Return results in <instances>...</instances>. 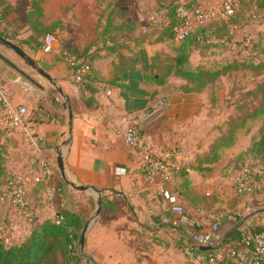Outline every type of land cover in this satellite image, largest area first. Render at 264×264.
Returning a JSON list of instances; mask_svg holds the SVG:
<instances>
[{
	"label": "crops",
	"instance_id": "obj_1",
	"mask_svg": "<svg viewBox=\"0 0 264 264\" xmlns=\"http://www.w3.org/2000/svg\"><path fill=\"white\" fill-rule=\"evenodd\" d=\"M0 2L5 17L4 33L0 35L12 42L10 39L15 37L16 28L21 25L26 28L28 36L27 15L32 9L31 1ZM21 3H24L22 8ZM130 3L125 10L120 9L119 5L116 8L129 16L133 11L135 17L131 16L133 19H130L124 16L117 20L118 23L124 21L134 27L137 25V29L147 15L157 16L156 21L159 22V18L160 24L165 21L153 12L157 7L148 0H132ZM41 7V21L45 24L60 22L61 31H53L59 37L54 51L41 55L37 50L32 59L56 82L70 102L72 129L64 158L65 169L75 183L96 189L101 199L107 197L116 207L114 212H102V215L94 218L85 237V248L93 261L97 264H119L124 259L134 261L137 254L143 253L141 248H137L139 237L154 231L158 236L165 235L163 229H157L156 224L158 220L161 224V217L167 214L166 201L156 194L161 182L155 180L149 186L135 183L132 173L140 165V155L124 143L123 134L128 128L139 131L146 144L158 154L177 147V163L188 170L185 173L189 185L188 189L182 187L181 174L177 169L171 189L188 218L198 228L207 226L212 215H224L218 231L219 244H224L229 233L242 227L264 231V194L248 198L235 195L232 188L234 175L224 169L229 163L225 155L217 163L208 165L207 171L190 168V162L207 147L201 148L197 140L208 137L209 133L206 131L198 136L190 126H198L200 101L210 100H206L205 93L192 95L168 89L171 82L177 87L181 85L182 82L174 78L158 83L172 65L173 54L167 43L140 46L132 43L129 49H119L111 54L103 49L93 50L89 57L91 72L87 77L88 89L82 92L81 86L74 83L72 67L67 63V59L74 57L62 50L81 49L94 40L102 11L95 0H44ZM2 58L0 87L13 104L26 107L27 125L40 142L37 150L26 139L23 129L6 131L9 140L6 168L29 178L27 197L31 207L28 215L22 212L24 216L16 217L17 210L11 206L0 208V211L6 209L3 216L14 227L11 243H17L27 234L28 223L32 220L52 218L63 207L78 213V203L85 204V198L91 195L66 186L57 173L56 153L67 133L66 105L64 123L50 118L43 107L38 108L41 100L48 97L49 87L40 77L35 80L31 74L24 73L20 65L16 67L9 56L8 59ZM55 102L64 103L57 98ZM58 112L63 114L61 110ZM0 129L4 130L1 123ZM42 158L52 162L54 174L46 183H35L38 160ZM56 186H62V193L46 198L45 188ZM167 228L182 238L183 248L187 242L184 234L178 233V228ZM145 254L150 260L149 253ZM154 261L158 264H197L189 260L183 262L180 255L174 252L156 255Z\"/></svg>",
	"mask_w": 264,
	"mask_h": 264
},
{
	"label": "trees",
	"instance_id": "obj_2",
	"mask_svg": "<svg viewBox=\"0 0 264 264\" xmlns=\"http://www.w3.org/2000/svg\"><path fill=\"white\" fill-rule=\"evenodd\" d=\"M31 11L28 13V31L30 34L25 39V45L30 49L37 50L42 44L43 38L52 33L60 22L45 24L40 20L42 17V7L44 0H30ZM150 4L155 5L157 9L154 13L162 16L164 22L159 25H149V30L140 31L136 34L137 25H128L126 22H117L119 18H123V13L116 8V5L111 4L109 11L101 13L97 22V37L82 49L70 48L67 54L75 59H84L91 56L93 50L103 49L107 54L116 52L119 49H129L130 44L140 46L143 44L153 45L161 43H172L171 52L172 65L167 72L160 78L158 83H164L169 78L180 80L182 83L176 90L184 94L199 95L206 93L221 77L227 75L231 71H243L248 69L256 76H259L264 71V61L254 63L244 61H234L225 64L217 70H208L199 65L195 68L190 66V58L197 47L203 46L207 39L219 34L228 37L226 42L231 41V27L236 25V17L241 9V1L239 0L240 9L229 18L227 22L211 20L191 30L188 37L174 42L172 29L180 21L176 18L175 10L179 6L181 0H148ZM0 2V12L3 7ZM193 2H189L186 7L190 8ZM257 9L264 13V0H256ZM2 7V8H1ZM3 13V12H2ZM122 16V17H121ZM155 26V27H154ZM1 37H5L0 35ZM6 38V37H5ZM262 38V37H261ZM252 41V47L259 48V52L264 54V38L263 44L260 45V40ZM22 41V42H23ZM229 46V45H228ZM88 78H85L84 84L80 85L82 92L88 89ZM56 91L49 89L48 97L40 102L38 108H44L50 115V118L58 119L62 123L65 122V104L55 102L54 94ZM83 94V93H82ZM246 98L251 99L248 108L244 109L243 105H237V109L241 111L238 116L229 117L226 121V128L222 135L217 136L215 140L197 154L190 168L195 171H207L208 165L217 163L222 157V151L234 145L236 141L237 130L245 128L248 120L260 119L261 123L257 128L255 135L251 137V143L247 147L245 153L257 154L260 160L256 163H247L240 166L241 170L244 167H259L264 165V79L257 82L253 89L244 93ZM58 99V98H57ZM44 101V102H43ZM45 101H49L45 104ZM60 101V100H59ZM61 110L63 114H60ZM7 132L0 129V188L1 192L7 186L11 177L8 169L3 164V155L6 153L3 143H8ZM7 147V145H6ZM3 151V152H2ZM182 182V187L188 189V179L186 178V167L184 165L178 168ZM64 183V182H63ZM65 184V183H64ZM66 185V184H65ZM67 186V185H66ZM181 194V193H180ZM116 209L113 201L107 197L101 199V212H114ZM85 222L79 213H76L68 208H61L56 211L52 218L43 219L41 221L32 220L28 223L27 234L17 243L6 244L0 239V264H81L79 257V240L82 231L85 227ZM262 229H253V232H261ZM184 233V232H183ZM223 249H245L240 244V230H235L229 233L226 241L222 245ZM199 252V250H196Z\"/></svg>",
	"mask_w": 264,
	"mask_h": 264
},
{
	"label": "built area",
	"instance_id": "obj_3",
	"mask_svg": "<svg viewBox=\"0 0 264 264\" xmlns=\"http://www.w3.org/2000/svg\"><path fill=\"white\" fill-rule=\"evenodd\" d=\"M193 2L190 8L186 5ZM239 0H220L216 6L209 0H181L175 10L179 23L172 29L174 42H179L190 34L194 28L211 20L227 22L235 12L239 10ZM156 21L155 17L150 18ZM157 20H160L157 18ZM5 17L0 12V33H4ZM59 42L57 32L47 34L38 47L41 55L51 54ZM230 47V46H229ZM231 45V48H234ZM67 63L73 70V81L77 85L84 84L85 78L91 72V64L88 58L67 59ZM28 111L26 107L13 104L6 93L0 87V123L4 129L13 131L23 129L26 139L38 150L39 140L34 136L33 130L27 125ZM124 143L140 155V165L132 173L135 183L152 185L155 180L158 185L156 194L167 203V214L161 217V224L173 229L184 227V236L187 242L182 248L184 257L197 264H264V231L253 232L246 227L240 229V244L245 249H223L219 244L218 231L223 214H215L211 222L201 228H196L192 220L186 214L182 205L177 202L176 195L171 189L174 172L179 168L176 153L166 151L154 152L144 141L139 131L128 128L123 134ZM188 172V170H186ZM54 174V166L48 159L38 160L37 176L35 183H46ZM29 178L21 173H13L7 186L0 194V203H7L14 209L28 215L30 203L27 197V183ZM232 188L235 195L240 197H259L264 194V165L259 167H244L235 172ZM62 186L46 187L45 197L51 198L62 193ZM0 239L6 244H11L13 226L0 229ZM199 248H207L206 251H196Z\"/></svg>",
	"mask_w": 264,
	"mask_h": 264
},
{
	"label": "rangeland",
	"instance_id": "obj_4",
	"mask_svg": "<svg viewBox=\"0 0 264 264\" xmlns=\"http://www.w3.org/2000/svg\"><path fill=\"white\" fill-rule=\"evenodd\" d=\"M132 0H95V4L100 8L101 11L107 12L109 11L110 5H119L118 7L126 9L127 6H129ZM241 1V9L238 13L236 19V25L231 27L230 31V37L231 41L228 43L226 42L227 38L223 34H219L217 37L215 35H211L209 39H207L208 42H205L203 46L197 47L198 50H195L190 58V66L192 68H195L197 65L208 69V70H217L224 66L227 63L234 61H244V62H251L254 63L262 62L264 61V54L262 52H259V48H255L254 44L252 47V41H256V39H260V45L263 44V38H264V13L260 12L255 3L256 0H240ZM210 4L213 6H216L220 3V0H209ZM24 3H21V8L23 7ZM134 10V9H133ZM85 14V12L83 11ZM125 13V12H122ZM69 14V13H68ZM130 16L128 14H123L126 16V18L130 17V19H133L132 17H135V12L131 11ZM154 15V14H153ZM123 16V17H124ZM132 16V17H131ZM150 16L147 15V17L144 19L145 21L143 24L140 23L139 27L135 29V33L138 34L140 31H147L149 30V25H159L160 20L152 21L149 19ZM156 18L157 16L154 15ZM125 18V19H126ZM151 18V17H150ZM47 19L50 21V17L48 15ZM127 20V19H126ZM134 21V20H133ZM163 23V22H161ZM62 27V26H61ZM155 27V26H154ZM60 27L57 26L55 30H59ZM54 30V31H55ZM61 31V29H60ZM150 31V30H149ZM27 30L24 26H18L16 28L15 37L12 40V42L20 46L24 50V52L29 55L31 58L35 56V49H30L25 45V39H27ZM97 33V31L95 32ZM26 37V38H25ZM96 39V38H95ZM94 39V40H95ZM24 40V41H23ZM23 41V42H22ZM93 41V40H92ZM90 42H88L86 45H88ZM230 47H229V46ZM231 45H234V48H231ZM170 50L172 49V43L168 42L166 45ZM82 49V48H81ZM162 49H165L164 47ZM63 52H67V50H62ZM0 55H2L4 58L8 59L9 56L11 58L12 63L17 65H20L24 71V73L31 74L33 79H37L36 77H40L35 71H33L31 68L26 66V64L14 53L7 51L3 47L0 46ZM8 55V56H7ZM86 58L89 59V56ZM26 71V72H25ZM40 80L44 81L43 83L49 87V89H54L41 77ZM264 79V71L259 75L256 76L253 72L249 71L248 69H244L243 71H231L227 75L221 77L212 87H210L207 92L205 93L206 100L209 101H200V110L197 112V117L200 119L198 122L197 127L190 126L194 134L196 135H203L206 131H208V137L203 136L202 138L198 139L197 142L200 143V147L208 146V144L212 143L213 140L216 139L217 136L222 135V133L225 131L226 128V121L229 117L238 116L241 111L237 109V105H243L244 109L248 108L250 105L249 98H246L244 93L246 91H249L254 88L255 84L257 82H260ZM176 84L174 82H171L168 84V89H176ZM56 93V92H55ZM55 97H57L60 101H63L60 96L56 93L54 94ZM202 123V124H201ZM261 121L260 119L255 120H248L246 122L245 128L237 130L236 132V141L234 145L231 147L224 149L222 151V156L225 155V157L228 159L229 163L226 164L225 168L226 172L231 171L232 175H234L235 172L239 171L240 166H244L247 163H256L260 160V156L257 154H250L245 153L247 150V147L251 143V137L255 135L257 128L259 127ZM210 129V130H208ZM2 130V129H1ZM6 132L7 129H4ZM195 142V146L197 144ZM5 154L3 155V164L4 166H8V153L6 150V145L8 143H3ZM168 151H172L173 153H177V147L172 148ZM227 151V152H225ZM3 152V151H2ZM10 174H13V170L8 169ZM57 173L59 175V172L57 170ZM1 188H0V194H1ZM88 198V199H87ZM244 198V197H243ZM86 203L83 204V202L78 203V213L82 216L84 219L85 224L89 222L93 217L96 209V197L94 196H87ZM9 205L7 203H0V208L2 207H8ZM13 209V207H12ZM4 211H0V229H5L10 226V223H12L10 220H6V216L4 217ZM108 212V211H106ZM105 212V213H106ZM20 213V214H19ZM22 212L15 211L16 217H22L24 215H21ZM102 212H100L99 215ZM27 216V214H25ZM99 215L96 218L99 217ZM210 220V217H209ZM194 226L198 228L199 226L196 225L195 222ZM158 225L157 229L162 230L165 234L164 237L158 236L157 232L154 231L153 233L149 235H144V237H139V247L143 250V253L137 254L134 261L133 259H124L122 263L119 264H158L154 261L157 256H161L163 253H175L176 255H180L183 262H188V260L184 257L182 253V238L180 236H177L171 229L167 227H163L162 224H160V220L156 223ZM92 226V222L90 224L89 229ZM154 229V228H153ZM155 230V229H154ZM89 231V230H88ZM0 232H3L0 230ZM177 232H184V227H179L177 229ZM88 233V232H87ZM184 234V233H183ZM87 235V234H86ZM151 249V250H149ZM149 250V252H148ZM151 256L150 260H148V254ZM79 253V250H78ZM86 256L89 259V264H97L93 261V259L90 257V255L87 252V249L85 248ZM81 264H88L86 261L80 256ZM151 261V263H150ZM158 262V259H157Z\"/></svg>",
	"mask_w": 264,
	"mask_h": 264
},
{
	"label": "water",
	"instance_id": "obj_5",
	"mask_svg": "<svg viewBox=\"0 0 264 264\" xmlns=\"http://www.w3.org/2000/svg\"><path fill=\"white\" fill-rule=\"evenodd\" d=\"M0 46L3 47L6 50L12 51L15 55H17L29 68H31L33 71H35L42 79H44L60 96V98L63 100L64 104L66 105L67 109V133H66V139L63 142L60 149H58L56 153V167L59 172V175L62 179V181L71 187L73 190L78 191L80 193H89L90 195L96 197V209L94 213V217L86 223L80 240H79V253L80 256L86 261V263L89 264L88 257L85 253V237L89 230L91 222L94 220L95 217H97L100 214L101 211V196L99 191H97L94 188L86 187L78 185L73 181V179L68 175L65 166H64V158L66 155V152L69 147L70 143V137H71V129H72V110L70 106L69 99L64 95L63 91L58 87L56 82L37 64V62L32 59L30 56H28L24 51H22L18 46L13 44L11 41L4 39L0 36ZM0 59L3 60L2 56H0ZM33 82V81H32ZM36 84L35 82H33ZM200 251H206L207 248H199Z\"/></svg>",
	"mask_w": 264,
	"mask_h": 264
}]
</instances>
